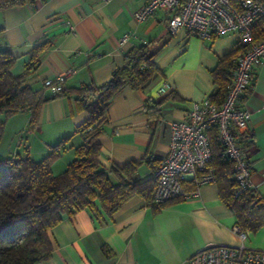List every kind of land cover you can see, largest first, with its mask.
Instances as JSON below:
<instances>
[{"label":"crops","instance_id":"1","mask_svg":"<svg viewBox=\"0 0 264 264\" xmlns=\"http://www.w3.org/2000/svg\"><path fill=\"white\" fill-rule=\"evenodd\" d=\"M143 3L36 0L0 10V48H8L15 57L9 68L12 76L24 73L36 45L49 42L38 66L25 76V83L33 90H43L48 99L33 128L29 110L6 119L0 158L17 154L39 161L52 146L69 137L51 163L54 175L62 173L83 141L74 130L88 118L72 90L108 81L123 64L125 53L144 44L143 40L157 67L142 88L125 85L112 96L99 134L98 160L110 182L117 185L126 179L124 174L110 171L111 165L138 162L130 180L143 191L130 196L112 215L95 200L92 207L64 216L48 232L51 256L38 264H189V258L207 245L238 243L232 231L235 215L220 198L215 182L202 184L195 196L163 204L152 200L155 170L169 146L170 122L181 119L194 102L211 95L215 84L210 72L220 57L240 48L238 35L230 32L201 39L184 29L171 33L169 13L164 10L143 21L135 19L134 12ZM126 33L128 40L120 43ZM69 68L74 71L62 81V88L69 92L58 95L43 86L45 79ZM164 83L170 87L160 95ZM148 98L161 101L157 121L144 108ZM240 107L250 111L248 131L241 140L244 145H254L249 156L252 182L264 197V66L253 69ZM182 185L191 193L195 189L193 175H183Z\"/></svg>","mask_w":264,"mask_h":264},{"label":"trees","instance_id":"2","mask_svg":"<svg viewBox=\"0 0 264 264\" xmlns=\"http://www.w3.org/2000/svg\"><path fill=\"white\" fill-rule=\"evenodd\" d=\"M35 1L0 0V10ZM252 39H264V18L253 25ZM48 46L49 42L44 41L34 47L24 73L19 76L9 72L15 57L8 48H0V115L3 116L0 118V140L6 119L18 111H31L30 128L36 125L39 109L48 98L44 97L43 90L30 88L25 83V76L38 66L41 54ZM240 51L239 48L224 54L210 72L215 88L209 99L218 105L225 98L234 68L233 58ZM156 70L153 54L144 43L125 53L123 64L105 83L83 84L72 90L80 108L88 112V118L74 130L83 141L74 149L75 158L62 173L54 175L51 163L69 137L52 146V151L39 161L17 154L0 158V264H38L48 259L52 253L48 232L64 216L92 207L95 200L100 202L107 215H112L130 196L143 191L136 181L130 180L138 162L111 165L110 171L124 174L126 179L117 185L110 182L98 160L99 134L112 96L125 85L142 88ZM66 92L69 91L62 88L58 95ZM160 104L161 101L151 98L144 104L147 115L156 121ZM208 136L212 151L208 166L214 171L220 198L235 215V224L247 232L264 228V197L251 188L235 194L239 185L234 179L232 163L223 157L216 129L210 130ZM102 249L110 253L107 247L102 246Z\"/></svg>","mask_w":264,"mask_h":264},{"label":"built area","instance_id":"3","mask_svg":"<svg viewBox=\"0 0 264 264\" xmlns=\"http://www.w3.org/2000/svg\"><path fill=\"white\" fill-rule=\"evenodd\" d=\"M157 10L169 13L167 27L171 33L184 29L201 39H212L235 32L241 51L233 58L234 68L223 102L218 105L206 97L194 102L181 119L170 122L168 150L155 170L153 202L163 204L195 196L202 184L214 182V171L208 166L212 155L208 133L212 129H216L224 159L232 163L234 179L239 185L235 194L254 189L249 162L254 145L245 146L241 140L248 131L250 111L240 107V101L250 85L253 69L264 66V39H252L253 25L264 18V0H144L134 17L143 21ZM128 38V33L122 35L120 43ZM73 71L69 68L45 79L43 86L59 92L67 73ZM169 87V83H164L158 93L166 94ZM185 174L194 177L195 189L191 193L182 185ZM232 231L237 244L207 245L189 258V264H264V250L246 245L248 232L236 224Z\"/></svg>","mask_w":264,"mask_h":264},{"label":"rangeland","instance_id":"4","mask_svg":"<svg viewBox=\"0 0 264 264\" xmlns=\"http://www.w3.org/2000/svg\"><path fill=\"white\" fill-rule=\"evenodd\" d=\"M248 239L246 245L248 247L264 250V228L256 232H248Z\"/></svg>","mask_w":264,"mask_h":264}]
</instances>
